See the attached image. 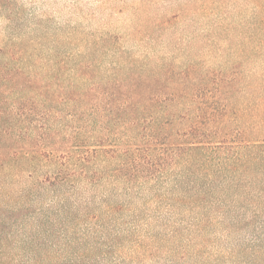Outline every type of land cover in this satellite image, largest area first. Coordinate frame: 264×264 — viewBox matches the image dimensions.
I'll use <instances>...</instances> for the list:
<instances>
[{"label": "rangeland", "instance_id": "1", "mask_svg": "<svg viewBox=\"0 0 264 264\" xmlns=\"http://www.w3.org/2000/svg\"><path fill=\"white\" fill-rule=\"evenodd\" d=\"M127 99L140 106L135 113ZM63 101L114 102L124 119L174 118L173 131L202 117L238 147L230 154L246 156L245 143L264 145V0H0V134L13 127L35 139L46 108L53 124L61 112L59 129L75 110ZM19 104L35 109L33 124ZM102 126L103 117L99 135ZM217 169L199 208L172 197L168 181L163 199L149 188L135 198L122 213L126 222L139 215L127 225L138 248L128 242L126 259L264 264V164Z\"/></svg>", "mask_w": 264, "mask_h": 264}, {"label": "trees", "instance_id": "2", "mask_svg": "<svg viewBox=\"0 0 264 264\" xmlns=\"http://www.w3.org/2000/svg\"><path fill=\"white\" fill-rule=\"evenodd\" d=\"M125 103L132 113L140 108ZM91 104L81 109L63 101L61 106L75 110L59 129L61 112L54 124L51 109L37 113L35 139L15 135L13 127L0 134V264H136L123 250L132 238L127 225L139 215L126 222L122 213L146 188L163 199L162 187L171 182L172 197H190L199 208L198 193L213 190L207 191L210 167L234 172L252 162L264 164V145L245 143L246 156L230 154L238 147L225 145L229 137L210 132L202 117L173 131L174 118L124 119L114 102ZM23 107L16 106L18 116L33 124L35 109L24 113ZM113 127L122 128V136L113 134ZM18 141L22 145L16 147ZM25 172L30 179L20 180ZM131 244L134 252L138 245Z\"/></svg>", "mask_w": 264, "mask_h": 264}]
</instances>
